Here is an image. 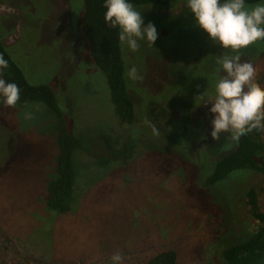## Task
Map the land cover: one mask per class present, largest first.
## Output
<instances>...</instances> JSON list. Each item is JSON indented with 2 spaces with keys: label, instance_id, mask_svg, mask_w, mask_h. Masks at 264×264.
Returning <instances> with one entry per match:
<instances>
[{
  "label": "rangeland",
  "instance_id": "1",
  "mask_svg": "<svg viewBox=\"0 0 264 264\" xmlns=\"http://www.w3.org/2000/svg\"><path fill=\"white\" fill-rule=\"evenodd\" d=\"M258 3L264 0L248 5ZM134 8L158 37L153 47L139 41L136 52L119 42L134 105L126 124L90 61L82 0H0L6 52L30 84L52 88L56 106L7 107L0 97V227L45 259L86 262L116 252L128 259L164 245L174 248L178 264H224L222 249L256 228L241 200L255 186L264 210V177L240 169L210 182L215 161L236 140L231 133L211 137V105L196 97L204 92L214 100L217 60L237 54L254 64L255 82L264 87V40L239 53L222 48L195 23L187 0ZM132 66L142 79H129ZM63 128L79 146L71 155L68 209L58 212L44 198ZM125 136L134 142L132 152L114 158L112 147Z\"/></svg>",
  "mask_w": 264,
  "mask_h": 264
},
{
  "label": "trees",
  "instance_id": "2",
  "mask_svg": "<svg viewBox=\"0 0 264 264\" xmlns=\"http://www.w3.org/2000/svg\"><path fill=\"white\" fill-rule=\"evenodd\" d=\"M175 0H128L133 6L141 4L165 5ZM262 0H245L254 4ZM104 0H82V34L87 43L90 61L104 76L113 111L118 121L130 124L134 117V105L129 96L127 78L124 74V61L118 39V27H112L104 20ZM0 55L7 61L8 67L2 71L3 79L20 88L18 102L37 101L46 104L51 110L55 106L54 92L45 84H30L15 61L6 52L0 40ZM264 131L253 130L236 140L234 149L218 158L211 174L210 182L220 180L232 170H250L264 177ZM120 141V140H119ZM79 140L65 128L58 131L56 137L57 154L53 176L45 187L44 204L48 209L63 212L68 209L70 200L73 167L71 155L78 148ZM119 145V146H118ZM113 146V145H112ZM134 147L133 140L125 136L122 144L116 142L113 157H127ZM255 186H250L242 194V204L247 209L256 228L246 238L224 247L221 251L224 264H264V210L261 208ZM262 190L261 188L259 189ZM264 190V188H263ZM131 264V263H130ZM139 264H178L173 248L151 250L145 260Z\"/></svg>",
  "mask_w": 264,
  "mask_h": 264
},
{
  "label": "clouds",
  "instance_id": "3",
  "mask_svg": "<svg viewBox=\"0 0 264 264\" xmlns=\"http://www.w3.org/2000/svg\"><path fill=\"white\" fill-rule=\"evenodd\" d=\"M104 20L118 27V39L122 45L136 52L139 41L146 40L152 47L158 37L156 27L144 24L140 11L128 0H104ZM188 9L194 14L195 23L203 29L210 40L222 48L239 53L258 40H264V4L248 5L245 0H187ZM221 73L215 88L214 100L204 92L196 98L199 104H210L211 137L219 140L222 133H231L239 140L253 130L264 131V87L255 82L257 69L252 62H241L240 55L224 56L217 60ZM8 67L0 55V70ZM131 80L142 79L135 66L129 68ZM0 97L7 107H15L20 99L17 84L6 82L0 71ZM152 131L159 135L153 125ZM112 264H122V256L114 253Z\"/></svg>",
  "mask_w": 264,
  "mask_h": 264
},
{
  "label": "flooded vegetation",
  "instance_id": "4",
  "mask_svg": "<svg viewBox=\"0 0 264 264\" xmlns=\"http://www.w3.org/2000/svg\"><path fill=\"white\" fill-rule=\"evenodd\" d=\"M170 246L153 247L139 250L141 252L133 253L128 259H122V264H139L145 260L146 255L150 254L151 250L166 249ZM172 248V247H171ZM32 247H26L14 238V236L6 233L0 227V264H112L110 257H101L98 260L84 262L81 258L63 261L55 258L45 259L35 253ZM174 249V248H173ZM144 252V254H142ZM176 253V252H175Z\"/></svg>",
  "mask_w": 264,
  "mask_h": 264
}]
</instances>
